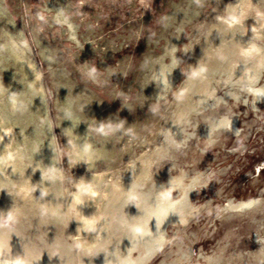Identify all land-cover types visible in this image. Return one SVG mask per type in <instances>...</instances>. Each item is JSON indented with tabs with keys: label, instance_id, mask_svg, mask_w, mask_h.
<instances>
[{
	"label": "rangeland",
	"instance_id": "1",
	"mask_svg": "<svg viewBox=\"0 0 264 264\" xmlns=\"http://www.w3.org/2000/svg\"><path fill=\"white\" fill-rule=\"evenodd\" d=\"M37 3L38 0H7L5 6H0V24L10 23L19 28L23 22L25 28L23 34H9L8 38L21 39L35 27L33 17ZM234 4H241V0H204L201 7L193 4L192 0H133L132 5H128L126 0H117L111 7L104 5L105 18L99 19V29L96 30L99 34H91L90 41L70 32L67 25L60 23H52L32 37L35 51H20L19 61H33L35 67L45 74V79L41 82L39 94H31L29 97L34 111L30 107L28 117L20 122L26 135H18L17 142H21L28 153H42L38 161L45 165L44 178L45 173L51 172L47 168V159L51 161L54 157L56 161L59 160L58 172L63 179L52 177L45 179L42 184L38 172L28 170L31 179L29 184L36 191L25 193L26 196H31L30 200L18 201L26 216L23 221L25 225H31L41 237L71 241L80 237L81 241L133 201L130 199V203L124 206H115V199L119 196L116 184H134L139 181L152 187L192 116L190 110H185L178 104L162 116L152 114L151 106L158 99L157 90L161 95L166 94V90L159 89L156 76L162 74V77L168 78L169 83L174 79L179 83L182 79L179 73L184 74L193 67L180 59L186 50L193 58L198 57L201 63L210 61L211 56L217 52H223L231 60L243 61L236 69V73L243 76L248 58L240 53L256 42L252 29L259 25L254 22L258 19L255 12L249 11L242 25L231 27L237 19L230 12V9L234 10L231 8ZM252 7L264 10V0H252ZM85 11L91 15L97 9L86 6ZM165 15L168 19L162 25L160 21ZM229 17L232 24L225 23ZM75 19L78 23H84ZM71 35H77L83 47H76ZM94 57L96 59L92 63L97 62L98 67L112 65L108 71H100L98 82H93L90 77L81 78V65L76 63L79 59L83 61ZM121 58H124L123 64L120 63ZM146 60L150 64L147 70H142L141 65ZM19 61L13 60L4 66L3 77L6 84L10 82L9 69L15 71L21 79L31 73V67L21 68ZM111 73H119L128 80L121 81V87L130 83L133 86L125 88L126 92L122 94L121 87L114 83L115 78ZM261 83L264 84V79H261ZM49 84L53 86L49 87ZM77 86L84 91L73 95ZM181 86L191 87V81L185 80L177 85ZM213 88L217 97L228 94L223 86L213 84ZM241 103L264 120V101ZM192 104L202 107L204 111L216 109V105L206 97L202 100L197 96ZM66 111L77 117L75 123L89 133L88 139H92L91 125L97 122L90 118L91 115L100 119L117 111L114 120L125 117L127 122L124 127L134 129L136 139L109 134L107 138L97 140V150L104 157L95 162L93 169H87L82 162L70 165L69 139L63 130L64 123L69 121ZM44 121L47 123H43ZM53 137L56 138V143H53ZM101 174L106 178L98 186V198L101 200L108 192L111 200L105 199L99 210L91 209L83 217V206L77 203L76 198H84L86 203V186L91 184V177ZM81 179L85 181L83 186L80 185ZM59 186L63 197L61 212L58 215H41L40 209L47 207ZM44 190L48 194L42 198ZM114 191L116 196L113 195ZM133 194L134 188L131 195ZM13 200L16 201V198L13 197ZM3 201L4 197L0 195V204ZM81 228H91L92 231H80Z\"/></svg>",
	"mask_w": 264,
	"mask_h": 264
},
{
	"label": "clouds",
	"instance_id": "2",
	"mask_svg": "<svg viewBox=\"0 0 264 264\" xmlns=\"http://www.w3.org/2000/svg\"><path fill=\"white\" fill-rule=\"evenodd\" d=\"M117 0H38L36 4V13L33 19L36 21L28 34L18 40L8 38L9 34L16 33L23 34L25 28L23 22L21 27H16L14 24H0V195L4 197V201L0 204V264H35L40 260L39 247L41 240L31 225H25L23 221L26 219L25 213L19 206L18 201H28L31 199V193L36 191L35 187H31L29 182L24 178L23 163L25 159V148L20 147L15 143L14 138L18 135H23V132H17L20 122L28 117L30 107L34 111V106H31L29 99L31 94H39L41 82L45 79V74L40 72L33 61L24 59L19 61V52L35 51V46L32 37L43 31L52 23H60L67 25L70 32L80 35L82 38L89 39L91 34H99V19L105 18L104 5L109 7L116 4ZM128 5L133 4V0H126ZM192 3L198 7L203 6L204 0H192ZM7 0H0V6H5ZM95 7L97 9L95 14H89L85 11V7ZM249 11L255 12L258 18L255 23L259 25L258 28H253L255 33V41L249 49L243 50L240 55L248 58V63L244 66L246 71L243 76L236 73V69L241 66L243 61L231 60L228 55L223 52H217L210 61L201 63L199 58H193L185 51V54L180 59L186 64L191 65L189 70L180 74L179 69L177 73L182 77L179 83L175 79L169 83L168 78H157V83L166 90V94L161 95L157 90L158 97L156 103L151 106L153 115L162 116L164 112L171 109L174 105L187 107L193 116L197 119H213L215 121L214 132L219 135L218 140H213L210 147H214L219 153L222 148V141L226 138L228 140L240 141L237 133L242 131L236 125L240 123L239 117L232 114L235 107L233 101L237 104L258 103L264 101V84L261 79H264V10L255 9L252 7V0H241L238 10L230 9L233 15L237 16L235 24H232L231 17L225 23L232 24V26L242 25L248 17ZM171 15V13H169ZM70 17H72L70 19ZM84 23H78L77 19ZM168 19L165 15L161 18V24ZM167 27V25H165ZM139 35V33H133ZM155 36V33L152 34ZM71 39L75 41L76 47H83L77 39V35H71ZM47 47V45H42ZM179 47V45H177ZM96 57L89 60L81 59L76 63L81 65V78L90 77L93 82L99 81L100 71H108L112 65L107 64L105 67H98L97 62L92 63ZM13 60H18L20 67H31V73L24 76L22 79L16 75L12 69L10 71V82L5 83L3 72L4 66ZM120 63H124V58H121ZM173 63H176L173 60ZM102 64V63H101ZM105 64V63H104ZM150 61H145L141 65L142 70H147ZM227 65V67H226ZM35 75H32V74ZM115 78L114 83L121 87V81L127 82L126 78H122L119 73H111ZM31 76V79H29ZM73 80L74 77H70ZM191 81V87L181 86L183 81ZM213 84L223 86L228 90L227 95L217 97ZM53 86L52 84L48 85ZM130 84H123L121 87L122 94L126 92L124 89L131 88ZM139 88V86L137 85ZM79 89V90H78ZM143 91V89H140ZM84 89L77 86L73 90V95H78ZM199 96L202 100L206 97L211 103L216 105V112L214 115L204 111L202 107L193 106L192 102L195 97ZM123 107V105H121ZM147 107V106H146ZM66 115L71 120V113L66 111ZM117 115L110 113L106 118L97 119L95 115H89L91 119L97 121L91 125L92 139L85 138L82 141H77L75 137L68 140L70 146L69 164L76 165L83 162L85 164H94L95 160L100 157L97 150V140L100 138H107L109 134L120 136H127L130 140L136 139L135 130L131 127L125 128L127 122L125 117H120L119 120H114ZM43 123H47L44 121ZM71 135V134H69ZM202 140L212 139L206 129L203 135L200 136ZM57 140L53 137V143ZM177 152H182L183 144H174ZM59 160L56 161L58 165ZM131 167V165H130ZM239 162L228 165L227 163H218L217 168L208 170L207 163L200 165L195 171L190 166H185L178 170V174L193 179L197 174L207 173L212 179L206 187L199 189H190L183 191L182 188L171 182V178L161 180L160 185H166L162 189L157 187L154 190L146 183L139 182L133 186L134 194L130 199L135 201L142 200L144 204V218L138 222H122L118 220L113 221V226L116 232H127L133 240L143 243L150 240L154 233L167 230L172 224L177 222L176 211L183 206L187 199L192 204L197 200L201 205H207L209 201H217L220 195L226 199L243 200L246 204L249 199L252 201L251 207H247L243 212L236 216V219L228 224L237 236L247 234V238L241 240L243 248L248 249V254H255L260 251L262 241L257 235V230L260 225L254 221L264 220V198L256 192L251 197L248 196V190L253 188L252 177L255 175V169L261 168L264 170V160L252 165L250 168L241 169L237 172ZM225 169H228L227 175ZM55 171V169L50 170ZM235 173L236 178H233ZM87 174V169L86 173ZM246 177V180L241 183L240 177ZM12 177V178H10ZM45 179H52L49 173H45ZM56 179L62 180L63 176L59 175ZM101 177L97 176L95 181L89 184L88 190L97 191L98 182ZM85 181L81 179L80 185L83 186ZM212 190V195L209 196V190ZM221 190H223L221 192ZM264 190V186H261ZM175 193V195H173ZM47 190L42 192L46 196ZM16 198V201L13 200ZM225 201L221 200L223 204ZM78 204H84V198L77 201ZM215 212V206L197 207L194 209H185V215L189 218L194 216H211ZM41 215L50 214L47 207L40 209ZM55 215V212H51ZM129 215L136 216L137 213L129 209ZM92 231L91 228L80 231ZM255 243L258 247L253 250L250 245ZM127 245V246H125ZM241 249V251L243 250ZM80 249V237H76L73 244L68 245L66 254L71 255ZM138 249L135 245H129L125 242L122 246L111 253L113 259L108 264H143V258L135 255ZM243 259V257H241ZM260 264H264V255L257 257ZM63 256L59 252H53L51 258L47 259V264H61ZM79 264H83L82 261ZM92 264H96L93 261ZM246 264V262H245Z\"/></svg>",
	"mask_w": 264,
	"mask_h": 264
},
{
	"label": "water",
	"instance_id": "3",
	"mask_svg": "<svg viewBox=\"0 0 264 264\" xmlns=\"http://www.w3.org/2000/svg\"><path fill=\"white\" fill-rule=\"evenodd\" d=\"M232 114L239 117L240 123L236 127L242 131L237 133L240 141L224 139L221 151L218 153L214 147H210L213 140H218L219 135L213 130L215 121L213 119H197L191 116L181 133L176 144H183L182 152H177L175 147L171 151L159 175L157 176L152 189L163 188L158 182L171 178V182L178 184L183 191L206 187L212 179L207 173L197 174L193 179H187L178 174V170L190 166L195 171L203 163H207L208 170L217 168L218 163L239 162L237 172L241 169L250 168L252 165L264 160V120L247 108L244 104L234 103ZM214 115L216 109L206 111ZM208 130L210 140H202L200 136ZM228 169H225L227 175ZM233 178H236L235 173ZM246 177L241 176L243 183ZM253 188L248 190L251 197L256 192L264 198V170L255 169L252 177ZM223 190H221L222 192ZM175 195V193H173ZM208 195H212L210 189ZM221 200L225 202L220 203ZM249 199L246 204L243 200L226 199L223 194L207 205H201L197 200L192 204L187 199L181 208L176 211L177 222L172 224L167 232L154 233L153 237L143 243L132 239L127 232H116L113 221L138 222L144 218V204L142 200L132 201L113 217L87 235L80 241V249L71 255L66 254L68 245L74 243L71 240L47 238L39 236L41 243L39 247L40 260L35 264H47L53 252H59L63 256L61 264H108L113 259L111 253L118 245L125 242L135 245L138 249L135 255L143 258V264H260L257 257L264 255V220L254 221L259 223L257 235L262 241L261 249L255 254H248L247 248H243L241 240L247 238V234L237 236L228 227V224L236 219V216L245 208L251 207ZM215 206V212L211 216H194L189 218L185 215V209L197 207ZM129 209L137 213L136 216L129 215ZM127 246V245H125ZM250 247L255 250L258 246L253 242ZM243 250L241 251V249ZM243 257V259H241Z\"/></svg>",
	"mask_w": 264,
	"mask_h": 264
},
{
	"label": "bare ground",
	"instance_id": "4",
	"mask_svg": "<svg viewBox=\"0 0 264 264\" xmlns=\"http://www.w3.org/2000/svg\"><path fill=\"white\" fill-rule=\"evenodd\" d=\"M238 2H236V3H238ZM234 5L235 6H233L231 8H234V10H238V6L240 4H237V5L234 4ZM234 18L235 17L233 16V19ZM231 27H232V25H231ZM215 48H217V47H215ZM208 51H211V50H208ZM237 53H239V52H237ZM211 57H213V56H211ZM210 60H212V59H210ZM157 78H162V74H157L156 82H157ZM157 85L159 86V89L165 90L158 83H157ZM159 93L161 94L160 91H159ZM184 109L185 110H189L187 107H184ZM76 120H77L76 116L75 117L71 116V120L66 121L64 123L63 130L67 134L69 140H71V139H73V137H75L77 141H82L83 139L88 138L90 135H89L88 132H86L85 129H83L81 126H79L77 123H75ZM17 129H18L19 132H21V131L23 132L22 137H24L26 135V132H25L23 126H19ZM69 134H71V135H69ZM17 139H18V136H16L14 138L15 143L23 148L22 143L21 142H17ZM0 147H2V146H0ZM52 153H54V152L52 151ZM98 155H99L100 158L104 157V154H102L101 151L98 153ZM41 156H42V153L39 154L37 151L36 152L34 151L32 153H28V152L25 151V159H24V162H23L26 165V167L24 168V178L28 182L31 180L30 176L28 174L29 173L28 170H29L30 172H38L39 180H41L42 184H44L45 178H44V174H43V170H44L43 166L45 167V165H42V163H39L40 161H38ZM32 157H33V160H32ZM26 159L28 161H25ZM96 161L97 160H95V162ZM47 162H48L47 168L49 170L55 169V171H51L49 173V175L56 179V177L60 175V172H58V166L56 164V159L53 157V159L51 161L47 159ZM95 162H94V164H91V165L85 164L83 162L82 163L84 164V166H86L87 169H93L95 167ZM99 177H101V180L98 182V186H100L102 180L105 179L106 176L104 174H101V175H99ZM10 178H12V177H10ZM95 178L96 177H94V176L91 177L90 182L93 183L95 181ZM57 180H59V179H57ZM137 183H139V181H137L134 184H119V185L116 184V189L119 192V196L116 197L114 205L115 206L116 205L117 206H119V205H123L124 206V204L130 203V196L132 194L133 186L135 184H137ZM87 186H86V193H87L86 203L84 202V204L82 205L83 206V208H82V216L83 217H86V215L88 214L89 210H91V209L99 210L101 208V206L104 204L103 202H104L105 199L107 201L111 200V198L108 195V192H106L105 196L100 200L98 198L99 197L98 193L96 191L93 192V191L88 190ZM80 188H81V186H80ZM80 192H81V190H80ZM55 194L56 195L54 197L50 198V202L47 204V208L50 210V213L51 212H55L58 215L61 212V206L60 205L62 204V200H63V197H62V194H61V190H60V186L58 187V191ZM113 195L116 196V191H114ZM79 199H80L79 197L76 198L77 201ZM90 224L92 225V222H90Z\"/></svg>",
	"mask_w": 264,
	"mask_h": 264
}]
</instances>
